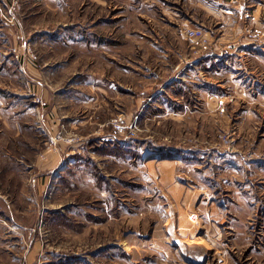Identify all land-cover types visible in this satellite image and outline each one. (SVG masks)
Returning a JSON list of instances; mask_svg holds the SVG:
<instances>
[{
	"label": "rangeland",
	"instance_id": "obj_1",
	"mask_svg": "<svg viewBox=\"0 0 264 264\" xmlns=\"http://www.w3.org/2000/svg\"><path fill=\"white\" fill-rule=\"evenodd\" d=\"M0 264H264V0H0Z\"/></svg>",
	"mask_w": 264,
	"mask_h": 264
},
{
	"label": "crops",
	"instance_id": "obj_2",
	"mask_svg": "<svg viewBox=\"0 0 264 264\" xmlns=\"http://www.w3.org/2000/svg\"><path fill=\"white\" fill-rule=\"evenodd\" d=\"M209 52H210V54H208ZM206 54L207 55H211V54H213V55L216 54L217 55L215 49H212V50L207 49V50H204V52H203V54H202V56L200 58L206 57ZM231 54H232V52H231ZM179 79H181V80H179ZM187 81H189V79L185 78L184 73H183V76L181 78L180 77L179 78H177V77L171 78V81H169L165 85L166 86H172V85L183 86ZM125 89H126L125 82L124 81H120V79H118L117 80V102H118L117 103L118 104L117 105V110H118V114L122 115L124 117L126 116L125 111L123 110V112H121L120 110L122 109L121 106L123 105L124 100H125ZM166 93L168 95H170L168 91ZM135 96L137 97V95H135ZM181 96H183V95H181ZM120 98H121V100H120ZM141 99H142V97H141ZM221 99L222 98L219 95H217V96H216V94H215V96L214 95H210L208 103L209 104H216V101L218 102ZM146 101H149V100H146ZM137 102H139V99L137 100ZM103 103H105V102L103 101ZM238 103H240V101H238ZM145 104L146 103L142 102L143 106ZM147 104L150 105V102H148ZM139 109H140L139 112L134 111L135 115H140V113L142 112L143 108L141 107ZM128 114L130 115L131 113H128ZM88 137H90L91 139H93L94 137H97V138L101 139L103 141V143H104V141H110V140L112 141V143H116V142L123 143V142H125V140H124L125 136L124 135L119 136V135H117L115 133H112V132H109V131H106V130H102V131H98V132L96 131V132L90 133L89 135L86 136V138H88ZM159 163L160 164L157 163L158 164L157 167H159V169H160V171H161V173L163 175L162 178L165 179L166 183H168L169 181L173 182L178 177L177 170L179 169V167L183 168L182 172L186 174V177H189V175H190L191 169L187 168V166H186V164H184V162L180 163L179 161L172 162V161L166 160V161H159ZM152 164L154 166L155 163L152 162ZM152 164H150L151 168H152ZM55 169H56V167H55ZM190 180H191V178H190ZM177 189H179V188H177ZM233 193H234L233 197H232L233 199H231V200L235 201L236 197H237V194H235V192H233ZM241 193H242V195L244 194L243 192H241ZM203 194H204V196H205V194L208 196V195H210V192L208 194L207 190L203 189ZM207 203H209V201ZM212 210L214 211V212L212 211L213 216L215 214H219V211L216 210L215 206L212 208ZM189 231H191V229ZM188 233H190V232H187V234ZM186 247L190 248L191 244H187V246H185L184 248L186 249Z\"/></svg>",
	"mask_w": 264,
	"mask_h": 264
},
{
	"label": "built area",
	"instance_id": "obj_3",
	"mask_svg": "<svg viewBox=\"0 0 264 264\" xmlns=\"http://www.w3.org/2000/svg\"><path fill=\"white\" fill-rule=\"evenodd\" d=\"M189 33H190V36H191V35H194V34H195V31L190 30ZM118 127H120V126H118Z\"/></svg>",
	"mask_w": 264,
	"mask_h": 264
}]
</instances>
